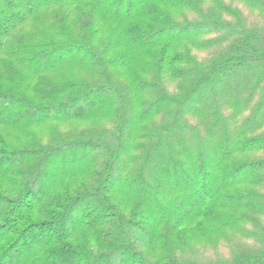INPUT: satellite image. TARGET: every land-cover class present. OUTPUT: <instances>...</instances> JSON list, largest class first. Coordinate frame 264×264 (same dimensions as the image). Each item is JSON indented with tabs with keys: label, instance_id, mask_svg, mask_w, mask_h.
I'll list each match as a JSON object with an SVG mask.
<instances>
[{
	"label": "trees",
	"instance_id": "obj_1",
	"mask_svg": "<svg viewBox=\"0 0 264 264\" xmlns=\"http://www.w3.org/2000/svg\"><path fill=\"white\" fill-rule=\"evenodd\" d=\"M0 264H264V0H0Z\"/></svg>",
	"mask_w": 264,
	"mask_h": 264
}]
</instances>
